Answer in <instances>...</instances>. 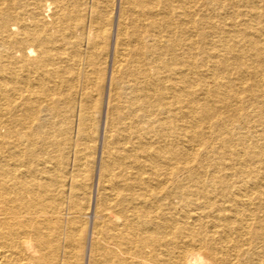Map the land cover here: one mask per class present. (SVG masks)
<instances>
[{"label": "bare ground", "instance_id": "6f19581e", "mask_svg": "<svg viewBox=\"0 0 264 264\" xmlns=\"http://www.w3.org/2000/svg\"><path fill=\"white\" fill-rule=\"evenodd\" d=\"M0 264H264V0H0Z\"/></svg>", "mask_w": 264, "mask_h": 264}, {"label": "rangeland", "instance_id": "374dc122", "mask_svg": "<svg viewBox=\"0 0 264 264\" xmlns=\"http://www.w3.org/2000/svg\"><path fill=\"white\" fill-rule=\"evenodd\" d=\"M115 21H116V19L114 18V14H113L112 17H111V29L114 28ZM103 100L105 101V99H103ZM104 101H103V104H102V107L104 105V107L102 108L103 111H101V113L97 116V124H98V129H99V138H98V141H97L98 145H97L96 149L93 152V159L95 160V162L93 163V167L91 168V172H90V186H91L92 191H95L96 190V186H97V178H98V171H99V161L98 160H99L100 147H101L100 143H102V137H103L104 131L106 129L108 130L109 129V125H110V120H109V118H107L108 117V115H107V112H108L107 105H106V103L104 104ZM104 109H105V111H104ZM105 120L106 121L108 120V122H106ZM106 123L109 124V125H107ZM105 124H106V126H105ZM95 164H97V165H95ZM91 220H92V217H91ZM86 263H87V260H86Z\"/></svg>", "mask_w": 264, "mask_h": 264}]
</instances>
